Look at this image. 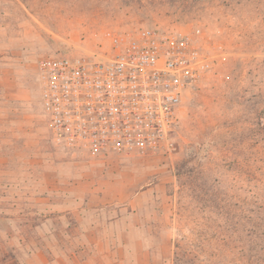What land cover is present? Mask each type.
<instances>
[{
	"label": "rangeland",
	"instance_id": "rangeland-1",
	"mask_svg": "<svg viewBox=\"0 0 264 264\" xmlns=\"http://www.w3.org/2000/svg\"><path fill=\"white\" fill-rule=\"evenodd\" d=\"M143 28L188 34L209 62L170 144L130 158L56 146L38 61L109 55ZM258 206L264 0H0V264H175L178 244L188 264H246Z\"/></svg>",
	"mask_w": 264,
	"mask_h": 264
},
{
	"label": "built area",
	"instance_id": "built-area-1",
	"mask_svg": "<svg viewBox=\"0 0 264 264\" xmlns=\"http://www.w3.org/2000/svg\"><path fill=\"white\" fill-rule=\"evenodd\" d=\"M109 55H55L37 63L52 141L92 156H146L170 144L180 108L208 67L181 32L143 28Z\"/></svg>",
	"mask_w": 264,
	"mask_h": 264
},
{
	"label": "trees",
	"instance_id": "trees-1",
	"mask_svg": "<svg viewBox=\"0 0 264 264\" xmlns=\"http://www.w3.org/2000/svg\"><path fill=\"white\" fill-rule=\"evenodd\" d=\"M263 207L258 206L257 210L248 209L243 223V236L245 242V253L248 255L246 264L253 263L252 260L258 259L264 251V212ZM175 254V264H188V254L181 252V246H177Z\"/></svg>",
	"mask_w": 264,
	"mask_h": 264
}]
</instances>
